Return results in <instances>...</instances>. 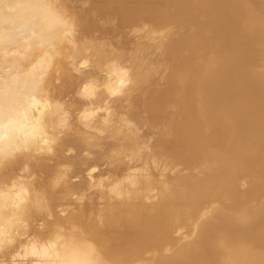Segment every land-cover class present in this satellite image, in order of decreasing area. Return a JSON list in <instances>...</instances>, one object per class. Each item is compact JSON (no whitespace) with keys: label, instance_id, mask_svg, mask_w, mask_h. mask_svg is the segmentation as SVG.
Instances as JSON below:
<instances>
[{"label":"bare ground","instance_id":"6f19581e","mask_svg":"<svg viewBox=\"0 0 264 264\" xmlns=\"http://www.w3.org/2000/svg\"><path fill=\"white\" fill-rule=\"evenodd\" d=\"M64 8L97 61L118 58L133 70L117 109L150 151L129 168L110 159L117 144L66 135L36 165L42 181L61 165L79 177L52 195L53 210L67 209L111 264H264V0H65ZM48 80L71 97L66 65L54 64ZM93 166L101 169L93 180L127 179L130 194L91 191ZM84 193L83 204L71 199Z\"/></svg>","mask_w":264,"mask_h":264},{"label":"clouds","instance_id":"9594fccd","mask_svg":"<svg viewBox=\"0 0 264 264\" xmlns=\"http://www.w3.org/2000/svg\"><path fill=\"white\" fill-rule=\"evenodd\" d=\"M64 2L0 0V70L7 69L0 76V264H111L67 209L53 210L52 195L79 177L61 165L42 181L36 165L51 161L63 138L77 131L96 144H117L110 159L129 168L150 151L140 143L135 122L117 109L135 84L133 70L118 58L97 61L78 39L77 21ZM57 62L67 66L75 83L67 99L54 93L48 80ZM13 69L16 74L6 78ZM57 76L60 85L62 74ZM73 153L69 148L65 155ZM100 171L93 166L87 176L93 180ZM128 184L103 175L90 190L119 196L130 194ZM86 197L71 194L77 204Z\"/></svg>","mask_w":264,"mask_h":264},{"label":"rangeland","instance_id":"374dc122","mask_svg":"<svg viewBox=\"0 0 264 264\" xmlns=\"http://www.w3.org/2000/svg\"><path fill=\"white\" fill-rule=\"evenodd\" d=\"M247 11H248V10H247ZM246 13H247V12H246ZM247 14H249V11H248V13H247ZM245 16H246V15H245ZM240 24H241V23H240ZM236 27H237V26H236ZM238 28H239V27H238ZM238 28H237V29H238ZM233 30H235V31H236V28H233ZM225 49L228 51V49H229V45H228V46H227V48H225ZM227 51H226V52H227ZM226 52H225V50H224V51L222 50V52H221V53H222V55H224V53H226ZM221 53H220V55H221ZM222 55H221V56H222ZM227 62H228V61H227ZM229 62H230V61H229ZM229 62H228V63H229ZM229 64H230V63H229Z\"/></svg>","mask_w":264,"mask_h":264}]
</instances>
